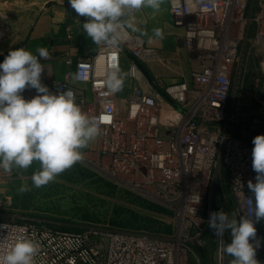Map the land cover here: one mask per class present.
<instances>
[{"label":"built area","instance_id":"1","mask_svg":"<svg viewBox=\"0 0 264 264\" xmlns=\"http://www.w3.org/2000/svg\"><path fill=\"white\" fill-rule=\"evenodd\" d=\"M248 2L168 0L171 22L183 29L185 46L200 58L199 67L191 71V82L183 80L163 90L175 104L159 91L138 84L127 100V114L120 115L117 91L108 87L107 73L112 69L120 72L121 56L128 51L133 58L129 73L135 79L140 73L138 62L156 54L126 26L122 31L127 38L122 44H101L94 56L76 63L75 80L89 84L91 101L77 83L51 84L52 91L73 90L82 109L98 120L101 150L112 177L131 176L127 181L135 186L166 185L161 198L174 212L176 230L168 235L102 227L67 230L0 218V238L11 241L23 229L39 243L35 264H191L192 257H198L210 243L215 246L213 264H231V257L222 253L209 227L212 211L205 204H212L224 175L241 213L237 193H247V182H255L252 139L231 126L233 69L252 22L256 25L254 45L261 50L258 67L264 75V0L256 14L246 12ZM9 25L8 12L0 7V39L6 37ZM158 95L176 118L163 119ZM258 103L264 109V97ZM257 228L261 237L264 221ZM225 239H229L227 233ZM260 249L264 250V242Z\"/></svg>","mask_w":264,"mask_h":264},{"label":"clouds","instance_id":"2","mask_svg":"<svg viewBox=\"0 0 264 264\" xmlns=\"http://www.w3.org/2000/svg\"><path fill=\"white\" fill-rule=\"evenodd\" d=\"M162 3L163 0H68L76 16L86 18L82 23L86 37L96 45L109 47L126 40L122 31L126 19L143 8L158 11ZM126 26L138 30L130 22ZM154 35L163 38L160 29H155ZM48 57L43 47L36 53L12 47L0 61V168L27 170L38 163L31 177L35 188L48 185L82 161L83 150L102 131L98 120L82 109L73 90L52 91L43 82L47 66L42 61ZM106 82L113 92L119 91L123 86L119 70H110ZM28 89H34L35 94L25 96ZM252 145L255 182H247V193H237L243 214L221 209L212 212L208 220L222 253L232 258L231 264H261L257 251L264 238L258 235L257 224L264 221V133L254 136ZM19 191L30 188L22 186ZM195 210L194 207L193 214ZM226 233L229 239H225ZM38 252V241L23 229L11 241L0 238V264H35Z\"/></svg>","mask_w":264,"mask_h":264},{"label":"rangeland","instance_id":"3","mask_svg":"<svg viewBox=\"0 0 264 264\" xmlns=\"http://www.w3.org/2000/svg\"><path fill=\"white\" fill-rule=\"evenodd\" d=\"M6 39L7 36L0 39V43L5 42ZM190 54L195 60H192L190 68H198L200 58L197 54ZM176 58L175 54L171 60H162L155 54L153 57L145 58L142 63L149 71L150 67L172 72L175 78L172 83H176L185 79L186 74L190 77L191 71L190 68L187 71L182 70L176 64ZM255 75V71L235 65L232 75L233 87L239 92L241 84L249 83ZM139 77L144 78L142 73H139ZM155 79L157 78L153 77V80ZM146 81L145 85L148 86V80ZM170 84L165 83L158 87L164 90ZM158 101L162 107L167 106L164 100L158 98ZM250 102L242 99L238 103L236 98L233 99L235 106L239 104L243 105V107L239 106L240 108H244L238 111L240 114L234 116V119L250 122L253 126H258V134L264 133V120L262 124L254 125L255 118L247 114ZM253 103L256 104V101ZM260 112L264 115L262 107ZM107 164L108 158L101 148L83 151L82 161L41 188L33 187L31 181L33 173L39 168L38 163L27 170L13 168L11 171H5L0 168V218L23 223L39 222L67 230L102 227L143 230L168 235L177 229L174 212L161 198L163 194L161 190L166 188L164 183H160L159 187L145 184L135 186L127 181L132 179L131 176L112 177ZM22 186L29 187L30 191L20 192ZM214 194L216 197L212 199V204L206 202V209L215 212L222 208L231 214H239L224 175L218 181ZM203 254L205 256L215 254L214 244H208ZM257 258L261 264H264L263 249L257 251Z\"/></svg>","mask_w":264,"mask_h":264},{"label":"crops","instance_id":"4","mask_svg":"<svg viewBox=\"0 0 264 264\" xmlns=\"http://www.w3.org/2000/svg\"><path fill=\"white\" fill-rule=\"evenodd\" d=\"M260 0H249L246 12L256 14L259 10ZM0 7L4 8L9 15V31L5 42L0 43V57L8 53L12 47H25L36 53L38 48H46L49 57L42 62L47 66L42 79L51 89L54 81L69 80L77 83L75 80L76 63L79 60L94 56L101 45L94 44L90 38H87L82 31L83 17L76 16V13L68 4V0H0ZM130 22L138 29L132 31L126 26ZM125 26L133 33L138 34L145 45L154 49L158 57L162 60H171L176 54V64L182 70L187 71L192 64V56L184 44V31L180 27H176L171 22L168 10V0H163L160 9L153 10L151 8H143L136 11L130 20L126 19ZM160 29L163 32V38L155 37L154 30ZM256 25L254 22L247 26L245 39L240 46V61L237 64L240 68H247L255 71L256 75L249 83L241 84V89L237 92L236 88H232L231 100L242 101V99L250 100L248 115H253L257 124H262L264 115L260 112L259 98L264 97V75L259 71V54L260 47L254 45V34ZM132 55L125 51L121 56L120 78L123 81L122 88L116 92L118 98V110L121 116L127 114V100L133 94L138 84L143 85L152 92L159 91L154 87L140 69L143 77L132 78L129 70L132 63ZM195 61V60H193ZM189 66V67H187ZM151 74L155 79L156 86L162 84H170L175 80L174 74L160 69L150 68ZM191 69V68H190ZM189 69V70H190ZM193 69H191L192 71ZM187 74L184 76L186 80L191 82ZM146 78V79H145ZM148 80V86L147 84ZM179 81V82H180ZM251 83V84H250ZM173 84V83H172ZM77 85L84 90L88 101L93 99L88 83L78 82ZM171 85V84H170ZM159 88V87H158ZM35 94L34 89H28L24 95L31 97ZM159 99H162L158 95ZM163 100V99H162ZM256 101V104L253 103ZM243 105L232 106V128L246 135L249 139H253L258 134V126H253L250 122H243L234 119L239 115V110H244ZM242 115V114H241ZM262 115V116H261ZM172 118V117H171ZM163 119L164 116H163ZM167 119V118H166ZM256 129V130H255ZM101 148V139L98 136L83 151L97 150ZM198 257H192L191 264H213V255L205 256L203 250H200Z\"/></svg>","mask_w":264,"mask_h":264},{"label":"water","instance_id":"5","mask_svg":"<svg viewBox=\"0 0 264 264\" xmlns=\"http://www.w3.org/2000/svg\"><path fill=\"white\" fill-rule=\"evenodd\" d=\"M83 19L85 20L86 18L83 17ZM7 54H8V53H5V54L1 55V57H0V61H2V60L4 59V57H5ZM138 65H139V68L142 70V72H143V73L146 75V77L148 78L149 82H150L154 87H156V88L159 90V92H160L163 96H165L166 98L169 99V97L167 96V94H166L163 90H161L160 88H158V87L156 86L155 81L153 80L152 74H151V72L146 68V66H145L142 62H140V61L138 62ZM169 100L172 101L171 99H169ZM172 103H174V102L172 101ZM174 104H175V103H174ZM263 130H264V129H263ZM260 235H261L262 238H264V228L261 230Z\"/></svg>","mask_w":264,"mask_h":264},{"label":"bare ground","instance_id":"6","mask_svg":"<svg viewBox=\"0 0 264 264\" xmlns=\"http://www.w3.org/2000/svg\"><path fill=\"white\" fill-rule=\"evenodd\" d=\"M163 108H164V110H163V116H164L165 119H166L168 116H169V117H172V118H176V117H177V114H176L173 110L169 109L168 106H164ZM165 115H167V116L165 117ZM170 115H171V116H170ZM169 117H168V118H169Z\"/></svg>","mask_w":264,"mask_h":264}]
</instances>
